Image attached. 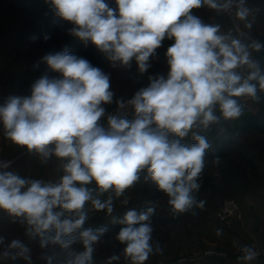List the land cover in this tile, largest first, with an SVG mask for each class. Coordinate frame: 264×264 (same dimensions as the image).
<instances>
[{
  "label": "clouds",
  "instance_id": "obj_1",
  "mask_svg": "<svg viewBox=\"0 0 264 264\" xmlns=\"http://www.w3.org/2000/svg\"><path fill=\"white\" fill-rule=\"evenodd\" d=\"M46 3L55 16L71 24L70 35L85 46L91 43L113 66L128 67L135 60L139 72L145 73L162 41H173L165 53L167 75L150 76L148 86L127 102L115 101L120 109L125 103L131 105L132 119L108 115L107 127L99 123L106 112L102 105L113 103L110 74L67 48L41 58L59 74L57 78L44 75L31 85L30 95L9 96L0 104L6 138L29 153L34 151L42 162L59 158L64 173L58 182L45 183L0 171V210L26 224V232L40 238L41 248L52 244L67 250L79 239L83 250L65 264H92L93 246L106 228H83L88 219L86 203L111 215L113 198L99 197L109 191L122 196L145 169L147 178L169 198L174 214L203 206L193 193L199 190L211 145L195 129L207 131L221 117L239 118L243 110L238 97L258 99V87L264 91V72L249 49L260 51L264 45L245 44L230 32L222 33L220 25L205 24L192 14L202 6L217 12L235 6L237 19L243 21L249 15L245 0H115L116 8L107 0ZM244 67L246 76L237 71ZM217 107L220 116L215 114ZM190 133L195 143H182ZM11 163H0V169ZM93 183L95 189L88 187ZM153 212L151 207L142 212L129 209L115 221L123 225L116 238L125 245L130 264H145L153 253ZM242 251L243 260L257 256L251 248ZM0 255L31 264L30 249L19 239L11 240ZM46 259L51 264L52 258Z\"/></svg>",
  "mask_w": 264,
  "mask_h": 264
},
{
  "label": "rangeland",
  "instance_id": "obj_2",
  "mask_svg": "<svg viewBox=\"0 0 264 264\" xmlns=\"http://www.w3.org/2000/svg\"><path fill=\"white\" fill-rule=\"evenodd\" d=\"M37 1L43 4L42 14L47 15L46 18L39 19V15L32 18L35 23L37 22L36 25L34 24L37 29L45 26L54 27L55 29L49 31L47 35L51 38L56 33L58 37L65 38L69 34L68 29L71 28V24L55 16L54 10L49 3H46V0ZM26 2L28 5L24 8V3ZM34 2L36 0H0V20H3L0 25L3 28L4 26L16 25L24 27L30 25V22L26 21L27 18H25L24 13L30 8L32 3L33 5L35 4ZM107 2L110 7L116 8L115 0H107ZM260 5L263 8L264 2L262 1ZM202 8L193 9L192 14L195 15L196 11ZM40 10L38 9V12ZM263 15L264 12L261 11L259 19L255 17L254 21L261 28H264ZM47 18L49 20L46 25L44 21ZM251 18L247 16L246 20L243 21L246 22ZM243 21H239L241 24L239 25L241 26L240 28L253 39V28L245 27ZM3 28L0 27L2 33ZM232 30L234 31L233 28ZM235 35L237 38V34ZM50 38L47 41H50ZM172 43V40L166 38L162 41V47L167 46L168 48ZM49 53L55 54L56 51L51 49L46 54ZM150 64L151 67L147 71H152V75L156 73L158 75H167V60L162 54H155L153 58H150ZM132 68V66H129V74H131ZM246 74V67H244L242 68V75L245 76ZM133 96L120 97L117 100ZM239 103L241 107H248L251 112L258 116L263 114L261 108L256 105V101L252 98L250 102H247V105L240 101ZM115 105L116 103L108 109L113 108ZM215 114L220 116L219 109H217ZM133 117L134 111L128 119ZM239 122L240 117L230 121H225L221 117L219 123L211 125L207 131H204L211 146L205 154V167L198 181L200 184L199 190L193 193L198 204L203 202L202 207L194 206L188 212L174 214L170 210L169 198L166 194L158 191L146 175L140 174L139 180L132 187L126 189L122 196L116 197L114 192L109 191L99 197L101 200H106L109 196L113 198V212L111 215H108L106 210H94L91 202H87L84 209L88 216L85 222L86 227L95 230L108 225L121 228L123 225L115 221L122 218L127 210L135 209L137 212H142L147 211L151 207L154 208V212L150 217L153 227L152 240L150 241L153 253L150 254L145 264H174L182 257L201 256L207 250L226 253V258H204L198 264H263L264 261L262 260L255 263L238 262L236 253L242 246L264 244H242L236 250L219 244L224 238L232 236V232L237 227L243 226V213L239 206L240 202L243 201L247 205L264 203V132L246 130L240 132L236 138L229 141L228 136H231V133L235 131V127L239 125ZM189 136L191 137V133ZM225 148H227L226 158L217 160L210 156L211 151L219 152ZM0 163H3V161H0ZM62 163L63 161L53 156L46 163L37 162L31 164V166L26 167L25 171L27 173L24 178L41 180L45 183L58 182L60 176L64 174ZM45 164L51 172H49L48 177H41ZM232 173H237L240 178L235 181L230 180ZM88 187L95 189L96 186L93 183ZM227 198L233 199L237 207L229 225L214 217V212ZM26 228V224L20 223L18 219L10 217L6 212L0 210V237L4 238V244L0 245V254L6 250L7 244L13 239H19L30 249L31 264H48L47 257L52 258L51 264H65L76 252L83 250L79 239L67 250L61 249L59 245H48L46 248H41L40 238L29 235L26 232ZM218 231L220 232L219 235L217 234ZM116 236L117 234H112L102 238L93 246L95 251L92 257V264H130V260L125 257L123 252L125 245L121 244ZM71 238L69 237V239ZM16 251L19 250H13V252ZM112 257H117V259H110ZM0 264H29V262L20 257L13 260L0 255Z\"/></svg>",
  "mask_w": 264,
  "mask_h": 264
},
{
  "label": "crops",
  "instance_id": "obj_3",
  "mask_svg": "<svg viewBox=\"0 0 264 264\" xmlns=\"http://www.w3.org/2000/svg\"><path fill=\"white\" fill-rule=\"evenodd\" d=\"M264 0H245L244 6L249 9V17L251 19L243 24H250L253 28L254 34L261 36L264 33V28L257 25L255 17L259 19L261 11L264 12V7L261 8V2ZM37 2V3H36ZM35 4L26 10L24 16L26 21L30 22L27 26H4L3 28V47L0 50V104H3L9 96H26L31 93V85L44 75L49 78H57L58 73L52 71L45 63L41 62V58L46 53L54 49L56 53L68 49L70 54L87 59L93 66L99 67L106 74L111 77V90L114 92L113 103L102 105L105 109L112 107L115 101L120 97H129L134 95L139 89L147 87L149 84V77H156L158 73L152 75V71L140 73L135 60L131 62L132 71L129 74V66L122 67L119 64L113 66L104 54L100 53L96 48L89 43L87 46L83 44L79 38L68 34L65 38L58 37L55 33L50 38V41L41 40L42 37L38 35V29L32 18L39 15L40 18H46L47 15L42 14L43 4L36 0ZM28 3H24V8ZM196 11L198 16L205 24H218L222 33H231L235 37L236 33L232 30L228 23L225 12H217L207 6ZM38 9H41L38 12ZM264 16V15H263ZM48 18L45 19V24H48ZM242 20L238 19L239 25ZM3 20H0L2 23ZM35 24V25H34ZM241 27V26H240ZM47 32L46 34H48ZM36 37L33 39V37ZM55 37V39H53ZM59 38V39H58ZM236 38V37H235ZM249 40L245 39L244 43L248 44ZM169 44V43H167ZM251 44V41L250 43ZM251 51L252 58L253 50ZM167 46L161 45L155 54L165 55ZM55 53V54H56ZM39 63V67H34ZM246 73L248 69L246 67ZM238 101L247 105L251 101V97H238ZM218 109V107H217ZM216 109V111H217ZM53 157V156H52ZM51 157V158H52ZM50 158V159H51ZM49 160V159H48ZM47 160V161H48ZM0 161H13L8 169H0V171H12L20 175L22 178L26 175V167L31 166L37 162L42 163V158L34 151L29 153L26 147L13 144L5 136L2 123H0ZM46 163V162H43ZM53 168V167H52ZM51 170L45 164L41 177H48ZM28 175V174H27ZM240 209L243 213V226L237 227L232 232V236L224 238L219 244L228 246L230 249L236 250L239 245L247 243L264 244V203L263 204H245L243 201L239 203Z\"/></svg>",
  "mask_w": 264,
  "mask_h": 264
},
{
  "label": "built area",
  "instance_id": "obj_4",
  "mask_svg": "<svg viewBox=\"0 0 264 264\" xmlns=\"http://www.w3.org/2000/svg\"><path fill=\"white\" fill-rule=\"evenodd\" d=\"M225 14L227 16L228 23L231 25V27L234 29L235 33L237 34V38H239L241 40L247 39V40L253 42L252 38H250L240 28L239 23H238V19L235 15V6L231 10L226 11ZM2 34L3 33L0 29V50L3 47V40H4ZM237 71H239L242 74V68L238 69ZM131 98H124V99H120V100L127 102ZM133 111L134 110L131 107V105H127V103H125V108H123V109H120L119 106L116 104L113 108L106 110L105 116H103L101 118L99 123L102 126L107 127L108 115H123V116L129 118L130 115L133 113ZM236 208L237 207H236L235 201L231 198H227L222 202L221 206L214 212V217L217 220L222 221V222L229 225L231 223L232 216L236 212ZM245 247L251 248L257 253V256L255 259H253L251 261H246V260L242 259V257L244 256V252L242 251V249ZM204 258H207V259L208 258H217V259L226 258V253L218 252V251H214V250H207L201 256L182 257V258L178 259L176 262H174V264H198V262ZM236 260L238 262H244L245 261L246 263H255L259 260L264 261V245L240 247L238 252L236 253Z\"/></svg>",
  "mask_w": 264,
  "mask_h": 264
},
{
  "label": "trees",
  "instance_id": "obj_5",
  "mask_svg": "<svg viewBox=\"0 0 264 264\" xmlns=\"http://www.w3.org/2000/svg\"><path fill=\"white\" fill-rule=\"evenodd\" d=\"M54 29H55L54 27H50V28L46 27V26L40 27V28H38V35L42 37L41 40H44V38H43L44 35H46L47 32L52 31ZM53 39H55V37ZM252 40L259 42L262 45H264V33L261 36L254 34ZM44 41H46V40H44ZM253 57H254V60H256L259 63L261 71L264 72V48H262L260 51H253ZM253 83H255V81H253ZM257 87H258V85H257ZM257 97H258V99H255L256 105L261 108L263 114L261 116H258L256 114H254L253 112H251L248 107L242 106L243 111H242V115L240 116L239 125H237L235 127V131L231 133V136H228L229 141L236 138L240 132H243L246 130H256L259 132H264V91L259 90V87H258V91H257ZM195 130L200 132L201 135L206 136L204 131H201L200 129H195ZM181 142L184 144L195 143V141H193L190 136L182 138ZM210 156H212V158L217 159V160L221 159V158H226L227 148L222 149L219 152L213 150L210 152ZM251 166L253 167L252 164H251ZM140 174L146 175V176L148 175L146 169L143 172H141ZM238 178H240V176L237 173H232L230 175V180H232V181H235ZM83 228H87L86 223L83 225ZM104 228H106V231L100 237V239L106 238L112 234H117L121 229L120 227H114L112 225H108ZM93 230H95V229H93ZM49 245H52V244H49Z\"/></svg>",
  "mask_w": 264,
  "mask_h": 264
}]
</instances>
